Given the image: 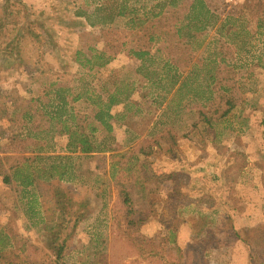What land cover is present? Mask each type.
I'll return each instance as SVG.
<instances>
[{
  "label": "rangeland",
  "instance_id": "374dc122",
  "mask_svg": "<svg viewBox=\"0 0 264 264\" xmlns=\"http://www.w3.org/2000/svg\"><path fill=\"white\" fill-rule=\"evenodd\" d=\"M103 1L0 0V250L13 249L17 239L26 248L42 247L45 235L68 219L61 212L66 207L80 222L73 230L69 225L75 235L64 264H264V0H247L234 13H221L198 33L188 18L192 0L137 30L123 18L91 26ZM77 13L88 14L90 22ZM162 19L168 30L180 29L183 39L170 33L166 43L161 37L150 41L159 35ZM213 34L225 39L219 76L231 91L206 108L185 100L183 106L172 84L191 81L190 68L181 65L179 75L163 60L175 52L192 57L188 36L195 37L191 44L198 50L205 35ZM137 50L149 51L153 60L137 59ZM94 51L112 57L110 63L101 69L80 66L76 54L85 62ZM201 53L195 56L201 59ZM56 91L67 96V111L75 116L70 127L94 137L101 152L69 150L68 135L51 120ZM115 92L122 100L111 108L107 130L93 118V101L98 96L107 101ZM227 101L248 121L212 131L206 121L229 109ZM163 105L161 119L153 122ZM233 127L239 137L251 138L247 156L229 147ZM173 133L186 138L175 154L162 146ZM215 133L221 135L217 152L209 143ZM219 155L234 162L227 171L234 182L241 166L250 168L243 190L228 185L225 200L219 197L224 192L216 170ZM189 159L200 161L201 169L173 172ZM61 173H66L62 179ZM118 184L130 191V215ZM237 235L249 247H237ZM218 244L222 250L213 247ZM33 252L30 247L17 264L26 257L47 259Z\"/></svg>",
  "mask_w": 264,
  "mask_h": 264
},
{
  "label": "trees",
  "instance_id": "16d2710c",
  "mask_svg": "<svg viewBox=\"0 0 264 264\" xmlns=\"http://www.w3.org/2000/svg\"><path fill=\"white\" fill-rule=\"evenodd\" d=\"M8 1L9 0H7V2ZM142 1L143 0H113L112 3L111 0H105L101 7H98L93 11L95 22L91 23V26H107L113 24L117 18H123L127 20L126 25L129 29L137 30L140 29L143 24L160 18L168 9L178 7L183 0H145L143 3ZM207 1L210 2L211 7H215V4L212 1ZM18 3L21 2L18 1ZM190 4L191 13L193 14L188 18L194 22L190 27L197 33L205 31L208 26H211V23L216 19V16L207 9L203 0H192ZM77 16L87 18L90 22V16H88V14L77 13ZM162 21L163 19L157 23L160 26L158 29L159 35L170 36V33L180 35V29L172 27V29L168 30L169 25H167L165 21L166 25L163 26ZM133 54L137 59L145 61V58L150 53L147 50H137L134 51ZM79 56L80 53H77L76 60L79 62L80 66L86 67L89 65L91 68L99 69L107 66L112 58L105 52L99 51H94L92 57L86 58L85 62L81 61ZM117 91L121 92L120 90ZM129 94L130 93L128 92L126 96L128 97ZM55 98V102H51V108L53 110L52 114H54L51 120L60 124V133L68 135L69 143L67 146L69 150L73 153H79L82 155L101 152L100 144L94 140V137L92 138L85 133H78V131L73 130L68 124L69 120L74 121L75 116L70 115L67 111V96L60 91H56ZM79 98H81V96L74 97L73 100L76 101ZM97 99L99 101H93L95 104L97 103V109L94 112L93 118L107 130H111V125L109 124V119L112 118L110 111L114 105L121 103L122 97L115 92L113 94H108L107 101H101V96H98ZM228 104L230 107V102ZM229 109L225 110L223 112L224 115H222L226 116L227 113L231 112ZM65 116H67V119H63ZM63 176H66V173L60 174L61 179ZM118 187L121 202L128 209V214L130 215L134 213L133 199L131 198L130 191L125 189L123 184H118ZM59 206L64 207L66 205L62 203ZM65 210L66 207L62 208L61 212L66 214L68 219H62L59 227L55 229L56 232L51 231L49 234L45 235L47 239L42 247L31 244L26 248L21 245L17 239L16 245L13 249L0 250V264H17V261L19 260L18 258L21 257L26 250L27 252L30 251V247H32L34 254L40 252L45 253L47 259L45 260L42 255H40L42 258H39L38 260L28 259V257H26V260L22 264H64L68 251H70L73 236L75 235V233L70 232L71 230L68 231L70 228L69 225L72 224L73 230L80 222V217L74 215V213L70 211L67 213ZM128 226L129 225H127V227Z\"/></svg>",
  "mask_w": 264,
  "mask_h": 264
},
{
  "label": "crops",
  "instance_id": "0c3cea01",
  "mask_svg": "<svg viewBox=\"0 0 264 264\" xmlns=\"http://www.w3.org/2000/svg\"><path fill=\"white\" fill-rule=\"evenodd\" d=\"M203 2L205 3L207 9L213 15L216 14L215 16L217 17L218 15L221 14L220 12H217V13L215 12L214 8L211 7L210 2H208L207 0H203ZM158 37H161L165 43L167 40H169L168 35H158V36L150 37V41H155ZM176 38H178V40H180L181 38L183 39V35H177L176 34V35H174V39H176ZM194 38H195L194 36L189 35L187 40H186V42L188 43L187 47L190 48L189 52L193 53L192 57L188 58L186 55V58H185L182 54L180 55L179 52H175L176 54L170 52L171 56H168V58L163 60V61H164V65L168 66L171 70H174V72L179 74V75L181 72V65L190 68V70L187 71V74L189 75L187 77V79L189 80L192 78L191 81H189V82H185V81L179 82L178 81V82H175L174 84H172V86L176 84L172 88V89H174L173 95L176 94L177 96H179V100L181 101V103L183 100L189 101V102H192L193 104H197V106H200V108L202 109V108H206V106H210L214 102V100L217 99V97H221V96L229 93V91H231V87L226 86L225 83H223L222 79L219 76V74L222 73V69L221 68L219 69V63L218 62H220L221 59H222L221 61H224L223 59L225 57V55H223V51H221V46H220L221 43L220 42L224 41L225 39L219 35H214V34L209 35V36L205 35L201 44H198L199 49L193 50L191 43L195 40ZM175 45H176L175 43H174V45H171V50L174 49ZM196 53H198L199 55L201 53V55H204V57L200 56L201 59H198L195 56ZM185 54H188V53H185ZM147 56H148V58H151V60H153V58H154V55H152V53L147 55ZM141 66H142V64L140 65V67ZM171 70H169V71H171ZM160 86H162V85H160ZM159 88L160 87H158V89ZM174 92H175V94H174ZM168 93H170V91H168ZM169 99H171V97ZM180 101L178 104H181ZM160 102L162 104L164 101L162 100ZM228 103H229V101L226 102V105ZM183 104H184V101H183L182 105ZM227 106L229 107V105H227ZM162 107H161L162 109L159 108V110H158L159 112L157 111L154 114V119H153L154 121L153 122H156V121L161 119V116H162L161 114L163 112H165L163 110L164 105ZM201 109H198V110H201ZM229 110L231 111V113L230 112L227 113L226 116H223L224 113H222L223 115L218 114L216 116L217 119L213 120V122L211 121L212 123L206 121L207 123H209L208 128L211 129L212 131H214L215 128L218 127V125H220V124L225 125V127H226L229 125V123L231 121L238 120L239 122H237V123H239V124L241 121L242 122L241 125H244V123L248 121V118H249L248 116H245V114H242L241 112L240 113L236 112L237 109H236L234 103L230 102V109ZM155 125L156 124H152V126H155ZM165 128H167V127L165 126ZM234 129H236V128L233 127V130H232V131H236L234 133V134H236L234 145L229 146V147L231 148V151H233L237 154H240V152H241L242 154L247 156L251 150V147H252V144L249 141L251 138L246 139L243 135L239 137L238 134L240 133V131L234 130ZM139 135H142V134L139 133ZM181 138L186 139L185 137H182L181 135L177 136L176 134L174 135V133H173L172 139L170 141H168L167 143L163 142L162 146L168 145L169 146L168 149H170V152H174V154L178 153L179 149L182 148V146L180 147V145H179V140ZM220 140H221V135L219 133L218 134L217 133L211 134L209 143L212 146V149L216 152L220 151V148L216 147V145L220 143ZM238 140H243V142H245V144H243L241 147H239L237 145ZM186 142H188V141H186ZM201 151L202 150H199V152H201ZM185 153L187 155H191L190 151L188 154V152H186V150H185ZM223 157L224 156L219 155V162L220 163H218V165L220 166V169H216V170L218 172V176L220 179L219 186H224V192H222L220 195L219 194L218 195L222 200H225L226 199V198H224L225 188L228 185H237V187H239L241 190H243L242 188H244V185H245V176L247 174H249L250 168L247 166H243V167L241 166V169H240L239 175H238V180L236 182H234V181L230 180L229 178H227V171L231 169L234 162L226 159L225 157L223 159ZM222 159H223V161H222ZM198 165H200V168H198ZM198 169L199 170L201 169L200 161L196 162V161H192L191 159H189L185 163L184 166L182 165L179 168L173 169V172H185L186 173V172H188V170H190V171L193 170V172H194L195 170H198ZM187 187H188V185H187ZM189 187H190V185H189ZM181 194H183V193H181ZM212 195L214 197L216 196L215 194L211 193V196ZM202 196L204 198L205 194L200 195V197H202ZM207 198L209 200H217V199H214L213 197H207ZM246 230H248V229H246ZM237 234H239V233H237ZM242 239L243 238H240L239 236L237 237V243H236L237 247L239 245H241V246L247 245L248 246V244ZM213 247H215L216 249L222 250L223 246H221V244H218V245H215Z\"/></svg>",
  "mask_w": 264,
  "mask_h": 264
},
{
  "label": "built area",
  "instance_id": "2783aa9c",
  "mask_svg": "<svg viewBox=\"0 0 264 264\" xmlns=\"http://www.w3.org/2000/svg\"><path fill=\"white\" fill-rule=\"evenodd\" d=\"M215 4L214 10L220 13H234L247 0H210ZM215 11V12H216ZM216 12V13H217Z\"/></svg>",
  "mask_w": 264,
  "mask_h": 264
}]
</instances>
